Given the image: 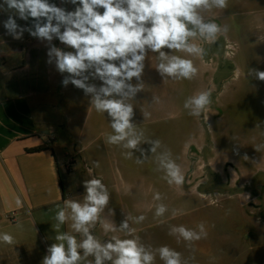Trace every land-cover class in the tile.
<instances>
[{"label":"rangeland","instance_id":"rangeland-1","mask_svg":"<svg viewBox=\"0 0 264 264\" xmlns=\"http://www.w3.org/2000/svg\"><path fill=\"white\" fill-rule=\"evenodd\" d=\"M229 22L221 21L224 29L229 30ZM189 42L201 47L203 54L162 51L192 59L198 72L191 80L174 79L164 85L168 91L161 83L131 82L140 90L125 102L133 105L134 130L143 136L136 149L118 145L111 151L118 166H132L133 174L124 175L117 197L108 189L109 218L118 224L98 240L136 238L153 254L152 264H164L158 252L164 245L181 254V264H264V83L256 75L264 71V53L250 54L248 63L247 53L225 48L218 36L197 35ZM147 60L160 62L153 52ZM204 91L211 93L210 104L199 117L190 115L192 107L185 108V102ZM97 119L106 115L90 118ZM155 140L161 143L152 152ZM100 142L86 150L91 164L99 162L98 172L105 164ZM128 151L130 159L125 157ZM164 154L179 165L185 178L182 185L168 183L160 163ZM79 164L75 179L84 202L88 170L84 161ZM92 178L100 177L89 174ZM156 193L159 200L154 199ZM160 204L167 210L157 216ZM140 216L144 219L138 222ZM125 222L128 228L122 227ZM201 223L207 235L199 240L170 234L174 226L199 233ZM113 255L104 264H113L117 254Z\"/></svg>","mask_w":264,"mask_h":264},{"label":"crops","instance_id":"crops-1","mask_svg":"<svg viewBox=\"0 0 264 264\" xmlns=\"http://www.w3.org/2000/svg\"><path fill=\"white\" fill-rule=\"evenodd\" d=\"M48 2L66 11L75 8L68 0ZM197 11L205 21L221 27L217 34L219 40L222 39L221 45L234 53L244 51L248 54V63L250 54L264 53V0H227L225 8L202 6ZM9 15L16 14L14 10H0V237L9 234L13 243L6 244L0 239V264H43L52 245L64 243L67 250V242L57 240V236L67 233L75 236L78 243L84 239L82 233L72 229L71 209L65 204L66 201L83 203V190L75 179L79 162L87 165V179L89 174L100 177L116 197L120 195L117 189L124 175L133 174V168L122 166L121 169L111 154L118 146L106 142L107 135L112 133L111 118H107V113L95 111L93 94L71 83L73 78L87 76L85 83L99 91L103 81L93 75L95 68H89L80 77L61 72L56 57L48 54L50 49L56 47L65 52H75V49L63 44L55 35L51 41L31 35L29 29L34 32L37 22L31 17L25 21L17 16V24L25 31L16 39L4 27L3 22ZM222 20L230 21L229 30L221 25ZM39 22L43 25L46 18H40ZM150 52L140 80L133 78L131 82L161 83L164 91H168L164 85L174 79L160 75L156 70L157 62L147 60ZM66 78L69 82L64 85ZM219 95L220 92L214 96L215 105ZM94 114L106 115V119L91 121ZM99 139L105 156L100 172L86 155V150ZM40 146L45 149L26 152ZM122 208L120 201V210ZM60 210L68 217L62 224L56 219ZM109 212L106 205L97 221L90 225V232L97 240L101 235H109L106 228L117 227L118 222L109 218ZM78 251L82 257L78 264H95L94 256L84 257L83 249Z\"/></svg>","mask_w":264,"mask_h":264},{"label":"clouds","instance_id":"clouds-1","mask_svg":"<svg viewBox=\"0 0 264 264\" xmlns=\"http://www.w3.org/2000/svg\"><path fill=\"white\" fill-rule=\"evenodd\" d=\"M75 6L73 11L50 4L48 0H2L0 10H14L16 15H9L4 27L9 33L19 39L24 28L17 24V16L21 20L34 18L35 31H30L33 36L51 41L53 35L72 51H62L52 47L49 56L54 55L58 69L68 72L72 77H80L89 68H95L94 76L103 81L99 91L95 86L85 83L87 76L82 79H71V83L81 88L85 93L93 94L92 107L97 113H107L110 117L112 133L106 137V142L120 145L125 149H136L141 143L143 133H136L131 118L134 108L131 103L125 102L132 99L140 90L131 81L140 80L145 59L149 51L158 53L159 63L156 70L162 77L176 80H191L198 72L193 60L179 55H169L162 49L176 50L187 53L189 56L203 54V49L189 39L197 35L205 39H214L221 32V27L214 22H205L197 11L202 6L207 8L215 5L225 8L227 0H68ZM103 9V11H99ZM40 18H46V23L41 25ZM53 21H56L53 24ZM61 25L64 31L61 32ZM191 25V27H190ZM119 61L117 64L116 62ZM257 77L264 81V71H257ZM69 80L63 81L67 85ZM211 93L204 91L189 98L185 108L192 107L189 113L199 117L202 110L210 104ZM118 97V98H117ZM152 152L159 147L160 141L151 142ZM169 154L161 157V166L166 170L169 184L182 185L184 175L175 161L168 159ZM126 158L132 157V152L125 153ZM142 163L143 161H139ZM94 167H99V162H93ZM87 195L83 203L66 201V207L71 209V227L77 233H82L84 239L79 243L73 235L67 233L57 236V240L67 242L54 244L49 248L43 264H78L82 259L78 249H83L84 257L94 256L95 264H104L105 260H112V253L117 254L113 264H152V253L138 244L136 238H112L105 244L97 240L90 232L99 218V213L109 203V191L100 178L88 179L84 182ZM154 199L159 200L160 194L156 193ZM166 206L160 204L156 215L161 216L166 211ZM68 217L64 210H60L56 219L62 224ZM143 216L137 218L142 221ZM123 228H128L125 222ZM197 233L183 226L173 227L170 234L179 233L185 240H199L201 235H207L203 223ZM106 230H111L106 228ZM133 230H130V233ZM6 244L13 243V237L3 234L0 237ZM160 259L164 264H181V254L167 245L158 249Z\"/></svg>","mask_w":264,"mask_h":264},{"label":"trees","instance_id":"trees-1","mask_svg":"<svg viewBox=\"0 0 264 264\" xmlns=\"http://www.w3.org/2000/svg\"><path fill=\"white\" fill-rule=\"evenodd\" d=\"M45 147H34V148H30V149H26V152L27 153H34V152H39V151H42L44 150ZM58 176H59V173H58ZM59 184L60 186H62V181H61V177L59 176Z\"/></svg>","mask_w":264,"mask_h":264}]
</instances>
